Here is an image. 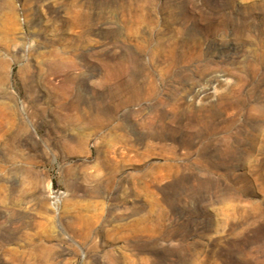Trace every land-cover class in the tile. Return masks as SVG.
<instances>
[{
    "label": "rangeland",
    "instance_id": "374dc122",
    "mask_svg": "<svg viewBox=\"0 0 264 264\" xmlns=\"http://www.w3.org/2000/svg\"><path fill=\"white\" fill-rule=\"evenodd\" d=\"M0 264H264V0H0Z\"/></svg>",
    "mask_w": 264,
    "mask_h": 264
},
{
    "label": "bare ground",
    "instance_id": "6f19581e",
    "mask_svg": "<svg viewBox=\"0 0 264 264\" xmlns=\"http://www.w3.org/2000/svg\"><path fill=\"white\" fill-rule=\"evenodd\" d=\"M161 30V29H160ZM166 31V30H165ZM175 46V45H174ZM161 47V46H160ZM140 48V47H139ZM159 49V48H158ZM165 49H167V48H165ZM185 50V49H184ZM176 52V51H175ZM194 52V51H193ZM168 53V52H167ZM185 53V52H184ZM160 54H162V53H160ZM183 54V53H182ZM173 55V54H172ZM165 56H166V54H165ZM164 56V57H165ZM177 56V55H176ZM184 56V55H183ZM158 57V56H157ZM143 58V57H142ZM185 58V57H184ZM159 59V58H158ZM173 59V58H172ZM179 60V59H178ZM150 63V62H149ZM160 64V63H159ZM151 66V65H150ZM170 67V66H169ZM176 67V66H175ZM184 67V66H183ZM195 67V66H194ZM183 70V69H182ZM172 71V70H171ZM150 74V73H149ZM182 74V73H181ZM146 75H147V73H146ZM148 77V76H147ZM148 83V82H147ZM150 83H152V82H150ZM151 85V84H150ZM194 85V84H193ZM237 85V84H236ZM182 86V85H181ZM148 90V89H147ZM190 93V92H189ZM204 93V94H203ZM201 94H203V96H206V90H203V91H200V92H198V94L197 95H201ZM204 103V102H203ZM181 105V104H180ZM206 106V105H205ZM160 108V107H159ZM182 108V107H181ZM180 108V109H181ZM146 121V120H145Z\"/></svg>",
    "mask_w": 264,
    "mask_h": 264
}]
</instances>
